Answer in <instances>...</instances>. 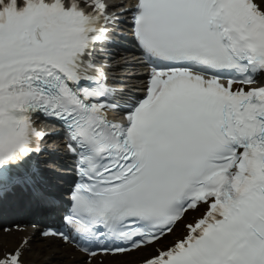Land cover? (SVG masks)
<instances>
[{
	"label": "snow or ice",
	"instance_id": "obj_1",
	"mask_svg": "<svg viewBox=\"0 0 264 264\" xmlns=\"http://www.w3.org/2000/svg\"><path fill=\"white\" fill-rule=\"evenodd\" d=\"M113 7L0 0V189L50 203L27 162L47 135L39 114L59 122L78 177L65 231L40 237L90 264L159 244L192 211L183 237L143 264H264V0H130L119 15L158 63L143 97L123 103L91 60L123 22ZM22 248L0 264H22Z\"/></svg>",
	"mask_w": 264,
	"mask_h": 264
},
{
	"label": "bare ground",
	"instance_id": "obj_2",
	"mask_svg": "<svg viewBox=\"0 0 264 264\" xmlns=\"http://www.w3.org/2000/svg\"><path fill=\"white\" fill-rule=\"evenodd\" d=\"M116 1L120 0H106L109 4H115ZM124 15L127 17L126 14ZM129 64L125 65V68L133 67V65ZM195 214L196 212L188 213L185 220L193 217ZM180 225L178 224L174 232L162 240L159 245L175 237L180 230ZM22 244L23 248L21 249L20 256L22 264H89V262L87 263L83 260V256L80 253L75 252L71 247L61 245L53 239H41L33 230L26 229L20 232L4 230L0 232V251L13 250ZM153 252L152 248H148L142 252L122 255L120 257L97 256L90 260V264H128L141 260Z\"/></svg>",
	"mask_w": 264,
	"mask_h": 264
}]
</instances>
